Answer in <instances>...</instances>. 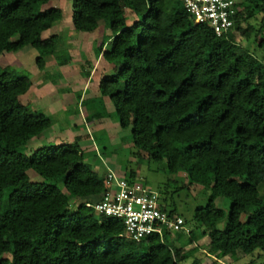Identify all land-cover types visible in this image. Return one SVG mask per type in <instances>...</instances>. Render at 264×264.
<instances>
[{"label":"trees","instance_id":"trees-1","mask_svg":"<svg viewBox=\"0 0 264 264\" xmlns=\"http://www.w3.org/2000/svg\"><path fill=\"white\" fill-rule=\"evenodd\" d=\"M48 1L0 0V54L30 46L44 68L61 36L42 33L63 16L59 7L43 9ZM235 1L234 26L217 36L194 22L182 0H72L73 29L93 32L102 20L111 31L96 56L116 71L98 89L113 103L120 128L131 127L133 145L149 160L208 192L193 209L201 231L189 230L181 244L168 241L170 230L136 242L120 219L87 207L107 190L108 171L93 170L78 141L25 154L22 147L53 121L20 101L30 76L0 65V264H186L185 245L205 236L214 261L238 251L264 254V54L237 42L263 34L264 0ZM259 16L257 28L249 20ZM258 46L264 49V35ZM30 171L42 180L33 181ZM137 176L130 170L124 178ZM217 197L230 200L222 229Z\"/></svg>","mask_w":264,"mask_h":264},{"label":"rangeland","instance_id":"rangeland-1","mask_svg":"<svg viewBox=\"0 0 264 264\" xmlns=\"http://www.w3.org/2000/svg\"><path fill=\"white\" fill-rule=\"evenodd\" d=\"M52 6L61 8L63 16L45 30L42 37L59 34L61 41L55 54L45 58L42 70L36 66L38 51L33 47L25 46L16 52L0 54L3 68L12 74L28 75L32 80L31 88L19 97L20 101L30 110L44 113L53 121L48 129L31 138L22 151L31 154L42 145L78 141L85 153V162L99 174L107 170L125 177L126 173L134 170L138 174L136 180L157 193L159 203L166 211L174 209L185 219L181 229L172 231L167 237L168 241L183 243L189 230L196 228V233L201 231L195 226L193 209L207 202L208 192L203 194L200 185L188 184L184 174H170L163 163L149 160L143 151L133 145L131 127L120 128L113 103L98 89L100 79L116 71V66L114 68L101 56H96L97 46L104 43L106 47L111 36L103 21L93 32L77 31L71 25L72 0H49L42 8ZM260 17L250 18L249 21L259 28ZM263 35L264 29L262 35L238 36L237 42L260 58L264 49L258 46V41ZM95 113L100 117L86 122L85 117ZM30 175L33 181L42 180L32 171ZM259 192L264 199V183L259 186ZM214 204L225 212V218L217 224L222 229L226 224L230 200L217 197ZM246 216L247 212L241 215V219ZM207 244L205 236L185 245L183 250H190L186 264H252V259H255L253 264L264 262V254L257 256L261 253L259 250L250 254L238 251L235 256L214 261L208 253Z\"/></svg>","mask_w":264,"mask_h":264},{"label":"built area","instance_id":"built-area-1","mask_svg":"<svg viewBox=\"0 0 264 264\" xmlns=\"http://www.w3.org/2000/svg\"><path fill=\"white\" fill-rule=\"evenodd\" d=\"M195 23L208 25L217 36L227 34L236 21L235 0H182ZM107 190L85 205L98 215L120 219L124 234L138 242L163 230L178 231L184 224L180 215L170 216L159 203L158 195L139 181L128 182L112 172L107 174Z\"/></svg>","mask_w":264,"mask_h":264}]
</instances>
